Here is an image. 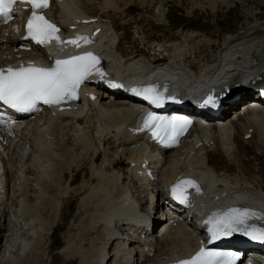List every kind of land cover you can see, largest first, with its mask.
Masks as SVG:
<instances>
[{
    "label": "bare ground",
    "instance_id": "6f19581e",
    "mask_svg": "<svg viewBox=\"0 0 264 264\" xmlns=\"http://www.w3.org/2000/svg\"><path fill=\"white\" fill-rule=\"evenodd\" d=\"M157 2L162 5L164 0H55L54 8L50 9L49 14L55 17L54 13L58 10L61 19L59 23L63 28L67 26L70 17H83L88 20V25L98 30L97 37L102 32L109 37L110 33H107L105 28L112 32V38L109 37L106 47H110L112 39L115 43L117 41L113 48L114 61L119 68L117 75L127 78L129 83L145 81V59L158 65H168L166 70H170L177 78L171 79L180 90L184 89L183 86L186 80L188 81L189 70H193L204 84L214 82L216 78L226 81V76L230 74L227 71L229 67H234L231 77L236 79L246 76L249 72L257 77L264 75V22L229 36V42L219 49L217 57L206 61L200 58L195 60V50H204L202 47L192 49L190 41H195L196 35L170 31L165 15L151 12L156 8ZM21 25L22 23H16L12 27H5L6 30L1 33L0 38L4 42L1 45L3 56L0 55V64L5 62L7 57L13 58L18 54L14 53V48L19 45L16 33ZM236 49H241V54L237 61H231ZM40 52L44 53L42 50ZM44 58L47 59L48 55ZM204 71L209 75L207 79L201 75ZM153 78L165 77L158 74ZM212 78L214 80H211ZM94 87L88 86L87 83L82 85L80 93L83 97L76 103V107L66 103L68 108L61 112L54 109L50 115L47 110L45 116H37L29 121L25 119L29 126L16 121L9 126V131L8 128L0 130V239L6 216L9 215L10 221L15 223L13 215L19 216L30 209H33L36 215L37 211L34 209L40 210L41 205L43 206L40 201L52 187L58 195L57 203H53L56 204L54 218L60 214V200L63 197L70 194L78 196L80 209L77 216L81 220L82 214H87L86 230L91 235L89 248L76 246L70 236L63 240L56 239L52 246L64 258L62 264H108L111 261L113 264H138V242L126 243L124 240H118L117 232L126 236L130 232L125 226L127 221L134 224L135 221L142 220L133 207L129 206L133 201L132 197L138 195L139 191H136L137 187L133 185L134 178L130 173L132 169H128V166L131 163L132 168H135L137 163H142L144 156L145 164L150 161L146 168L158 176L161 187L163 182L173 183L177 176L203 177L206 169L212 178L208 192L213 189L220 190V194H230L229 197L235 190L242 192L246 199L236 202L235 207L241 211L253 210L251 213L255 215L247 221L249 228L264 227V108L242 110L234 121L228 120L220 126L215 123L211 129H199L192 136L195 135V140L202 141V145L195 149L193 142L190 143L189 151L178 149L163 153L164 166L159 169L157 164L151 161L153 155L145 154L155 150V147L147 144L142 134L128 132L137 117L140 118L139 112L109 110L105 103L110 97L121 99L124 95L113 94L112 88L104 85L97 84ZM92 95L96 97L95 102L90 100ZM23 127H29L31 131L27 138L20 136ZM250 130L251 138L245 139ZM69 144L75 147H70ZM26 146L32 151L30 156L24 154ZM142 149H145L144 153ZM16 150H19V153ZM101 156L102 160L98 163ZM84 166L87 171L80 182L75 184ZM135 181L139 182V179ZM206 184L204 179L202 186ZM148 185H152V189L158 188L155 183ZM30 186L33 189H30ZM30 191L38 194L36 205L32 204L34 207L27 204ZM160 194L158 192L156 195ZM53 198L55 199V196ZM200 199V209L204 212L218 204L215 196L202 195ZM197 202L196 196L189 200L191 205ZM14 203L16 206L12 211L11 206ZM151 206L150 203L148 207ZM178 211L182 212L181 209ZM149 215L153 217L155 214L149 212ZM184 217L183 214L182 219ZM35 218L37 223V217ZM179 221L180 218L174 226ZM165 223L166 221L162 223L166 228L163 238L157 241L150 239L149 248L155 251L153 256L147 258L145 264H166L176 254H190L195 246L196 238L193 233L196 228L192 219L189 226L193 229L189 231L187 228H173ZM27 225L30 226L31 223ZM44 225L46 224H43V228L48 224L45 227ZM37 229L31 230L32 238L29 236V241L35 238L37 242L35 245L32 243L34 256L37 255L35 260L38 255L47 256L42 251L41 235L45 230H49L46 234L52 231L46 227L43 232H37V235L36 231H33ZM139 229L140 233L146 231L144 226ZM69 232L66 235H69ZM27 246L28 243L23 240L21 247L19 246L20 251L14 250V245L10 246L9 250L5 245H1L0 264H21L28 257H33L32 250H27Z\"/></svg>",
    "mask_w": 264,
    "mask_h": 264
},
{
    "label": "snow or ice",
    "instance_id": "6c2138e0",
    "mask_svg": "<svg viewBox=\"0 0 264 264\" xmlns=\"http://www.w3.org/2000/svg\"><path fill=\"white\" fill-rule=\"evenodd\" d=\"M17 2L18 0H0V22L7 23L13 18V6ZM19 2L31 5V15L25 25L24 38L26 40L30 39L37 45H48L55 41L57 46L61 43H68L77 47L80 46L78 44L80 40L86 44L91 42L87 37H76L62 42L58 36L60 29L41 14L49 6V0H19ZM94 73L102 75L99 70V59L91 52L74 55L68 59H57L51 67H39L29 63L27 66L0 69V105L20 113L36 111L37 105L41 103L58 106L67 100H75L79 86ZM113 87H119V85H113ZM133 91L145 94L146 98L154 104L162 103L161 96L155 94L152 88L133 89ZM216 102L212 96H209L204 104H215ZM160 119L149 115L145 126H148L150 121ZM189 123L190 121L186 119L172 117L171 120L157 124L153 136L161 143L166 139L169 142H175ZM185 186L194 187L197 192L200 191L192 180L179 181L173 186L171 192L173 197L181 203H186L188 199L183 191ZM254 215L255 213L247 210L241 211L237 208L229 209L223 214L214 213L213 217L207 221L212 225L209 228L212 239L242 232L253 240L264 242V229L249 228L247 225L248 219ZM236 259L234 254L227 258H220V254L207 252L201 248L190 260L180 261L179 264H234Z\"/></svg>",
    "mask_w": 264,
    "mask_h": 264
},
{
    "label": "rangeland",
    "instance_id": "374dc122",
    "mask_svg": "<svg viewBox=\"0 0 264 264\" xmlns=\"http://www.w3.org/2000/svg\"><path fill=\"white\" fill-rule=\"evenodd\" d=\"M230 1L231 0H192V1L191 0H181L180 9L182 10V12L184 14H190L191 13L193 15L199 16V17H193V20L196 22V21H201L202 18H204V17H223L227 7L230 6L229 5ZM236 1H238V0H234L235 9L233 11H229V13L232 12V13H235L237 15L238 14L242 15L241 6ZM157 4H158V2H157ZM168 4L178 5V1L177 0H170L168 2ZM247 4L251 7L255 6L256 8H259V7H262V5H264V2L262 0H252V1H249ZM140 5L144 7L143 4H140ZM214 10L217 11L216 14L213 12ZM156 11H158L157 8H156L155 12ZM262 11H264V6L261 8L260 12H262ZM157 13H159V12H157ZM229 13H227V14H229ZM260 23H262V22H260ZM154 33H156V30ZM204 48L205 47H202V49H204ZM202 52H204V50ZM202 52L199 50H195V54H194L195 60L200 58L201 60L206 61L208 59H212V58L217 57V54H218L217 53L215 55H211L210 57H208V55L204 54L205 52L204 53H202ZM69 146L75 147V145H73V144H71ZM16 151H18L17 153H19V150H16ZM85 169H86V166H84L82 171L79 172L80 176L77 173L78 174L77 179H79V180L75 184H78L80 182L81 177L85 175V173H86ZM81 172H83V173L81 174ZM30 189H33V187L30 186ZM32 194L35 197L30 196L29 202L27 201L28 202L27 204L29 205V207H34V206H32V204L36 205L35 200L38 201V198H36L38 194L37 193L35 194V192H32ZM48 196H50V197H48ZM53 196H55V199L53 198ZM73 196H71L70 198L65 197L62 200H60V203H61L60 214L57 218H54V217H56V211H54V209H56V204L53 205V203H57L58 195L53 191V189L51 187L49 193L47 192L46 196L45 195L43 196L44 199L42 198V200L40 201L41 202L40 205L43 204V206H44L43 207L41 205V208H39L41 211L38 209L37 210L34 209V211H37L36 215H35V212H33V209L32 210L30 209V211L27 213H21L19 216L13 215L14 216L13 218L16 219V221L20 220L22 222V224H20L19 226L13 225L14 223L9 225V228L12 225V228H11L12 230L10 229L11 237L8 239V242H7V239H6V242L3 240L5 238L6 233H7V229H4V237L2 238V244H0V246L2 245V247H3V245H5V247H6V243H8L9 247H6L7 250H9L10 246L14 245V247H13L14 250L20 251L22 240L27 242L28 243L27 247H29V249L28 248H26V249L29 251L32 250L31 252L33 254L31 253V255L33 257H31V258L28 257L30 260L27 258V260L25 259L24 260L25 262L22 261L23 263L21 262V264H31V263L32 264H62L64 258H62V256L60 254L53 251L54 247L52 246V244L54 243V241L56 239H62L63 240V239H65L66 236L72 237L76 246L89 248L91 235L88 234L87 230H86L88 227V222H87L88 217H85V216H87V214H85V215L82 214V216H81L82 221L79 220V217L77 215H78V211L80 209V198L78 196H75V195H73ZM28 197H29V194H28ZM47 198H48V200H47ZM11 208H12V211H14V207L11 206ZM30 214H31V216H30ZM37 214H38V216H37ZM33 216L37 217V223H36V218ZM9 217L10 216L7 215V217L5 218L6 219L5 224H7V220L9 219ZM28 217H29V219H28ZM54 219H55V221H54ZM16 221H15V223H16ZM79 221H81V222H79ZM9 222H11V221L9 220ZM29 222L31 223L32 226L27 225V224H30ZM38 223H40V224L42 223L41 225L39 224L41 229L39 228V226H37ZM23 224H24V227L27 228V230L29 228V230L27 232H24ZM43 224H46V225L48 224L47 226L44 225V227L46 226L47 229H52V231L49 234H46L47 233L46 231H49V230H45L46 227L43 228L42 227ZM51 224H53L52 227H51ZM4 226L5 225L3 224V227ZM55 226H58V227L56 228ZM37 227H38V229H37ZM32 229H37V230H33L34 232L36 231L35 233L37 235L39 233H41L42 230H45L46 233L42 231L43 233L41 235V238H42V244H43L42 251L44 254H47L46 257H41V255H40V257H41L40 258L38 255L39 258L37 257V259L35 260L37 255L34 256L35 250H34L33 246L35 245V243L37 244V242H36L35 238L32 239L31 241H29V239L32 238L31 237V230ZM54 231H56V232H54ZM37 232H39V233H37ZM67 232H69V235H66ZM79 239H80V241H79ZM16 244H17V246H16ZM42 258H44V259H42Z\"/></svg>",
    "mask_w": 264,
    "mask_h": 264
}]
</instances>
